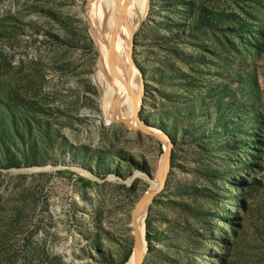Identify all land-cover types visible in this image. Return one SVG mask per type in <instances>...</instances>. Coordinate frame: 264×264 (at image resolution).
<instances>
[{"label":"rangeland","instance_id":"obj_1","mask_svg":"<svg viewBox=\"0 0 264 264\" xmlns=\"http://www.w3.org/2000/svg\"><path fill=\"white\" fill-rule=\"evenodd\" d=\"M143 1L123 103L100 1L0 0V264H123L152 191L143 264H264V0Z\"/></svg>","mask_w":264,"mask_h":264},{"label":"bare ground","instance_id":"obj_2","mask_svg":"<svg viewBox=\"0 0 264 264\" xmlns=\"http://www.w3.org/2000/svg\"><path fill=\"white\" fill-rule=\"evenodd\" d=\"M96 1L97 2L100 1V4L104 6L101 8H104L105 12L108 14L107 16H109L107 27L110 26V28H106L105 26L106 24L104 25V21H103V25L105 27V28L103 27L104 28L103 31L105 32V34L101 35L99 33L100 34L99 41L101 46L103 47V61L101 63L104 66L103 68L107 72H111L109 74H113V77L111 79V86L113 88V91L111 90L112 93L111 92L108 93H111V100H113L114 97L117 100L118 98L121 97L120 99L123 98L122 102L125 103L128 102L127 96L125 94L126 85L132 81L135 86L140 88V86L138 85L137 78L134 77V74H131V68H130L131 63L128 55L129 51L131 50L130 48L131 42L129 45L126 40L128 39L131 31H133V29L135 31L136 26L141 21L142 18L141 13L143 12L142 8L144 1L143 0H96ZM106 13H103V15ZM97 28H98L97 30H100L99 27ZM100 28L102 27L100 26ZM105 29L107 30V32ZM108 31L110 33H108ZM131 41H132V36H131ZM129 112L131 116L132 113L130 109ZM122 114H125V112ZM118 117L120 118V115H118ZM125 118H129V117H125ZM133 123H135L134 125H137L135 120H133ZM147 131L151 132V130H147ZM159 180H160L159 183L160 186V184L163 183V177H160ZM132 222H133L132 228H133L134 239H135V232H134L135 229L138 232L142 246L141 253L142 255H144V259H145V255L147 251V242L145 238L146 236L145 209L140 212H134ZM140 262H141L140 256L136 253V249L134 245L133 254L131 255L130 259L126 264H140Z\"/></svg>","mask_w":264,"mask_h":264},{"label":"water","instance_id":"obj_3","mask_svg":"<svg viewBox=\"0 0 264 264\" xmlns=\"http://www.w3.org/2000/svg\"><path fill=\"white\" fill-rule=\"evenodd\" d=\"M169 161H170V151H168V153H167V155H166V157L164 159V166H166L169 163ZM157 194H158V191H152L151 193L146 195L144 197L142 203L140 204V206L136 208L135 212H140V211L144 210V208H146V206L149 203V201L151 199H153ZM134 232H135L134 245H135L136 253L140 256V259H141L140 264H143L144 255H142V253H141V247L142 246H141L140 238H139L138 232L135 229H134Z\"/></svg>","mask_w":264,"mask_h":264},{"label":"trees","instance_id":"obj_4","mask_svg":"<svg viewBox=\"0 0 264 264\" xmlns=\"http://www.w3.org/2000/svg\"><path fill=\"white\" fill-rule=\"evenodd\" d=\"M132 253H129L126 255L125 259L123 260V264H126L128 260L130 259Z\"/></svg>","mask_w":264,"mask_h":264}]
</instances>
